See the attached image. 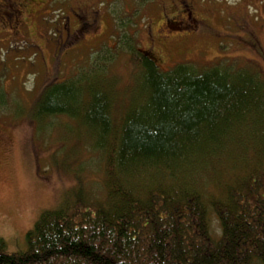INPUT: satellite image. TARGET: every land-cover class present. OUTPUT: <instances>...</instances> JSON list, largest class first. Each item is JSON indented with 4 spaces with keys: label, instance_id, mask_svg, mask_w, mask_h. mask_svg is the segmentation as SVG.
Returning a JSON list of instances; mask_svg holds the SVG:
<instances>
[{
    "label": "trees",
    "instance_id": "16d2710c",
    "mask_svg": "<svg viewBox=\"0 0 264 264\" xmlns=\"http://www.w3.org/2000/svg\"><path fill=\"white\" fill-rule=\"evenodd\" d=\"M123 45L132 69L121 90L106 76L116 55L97 66L91 56L44 89L33 115L80 123L76 137L102 158L103 199L79 190L42 212L24 250L6 253L0 239V264H264L263 73L232 62L161 70Z\"/></svg>",
    "mask_w": 264,
    "mask_h": 264
},
{
    "label": "rangeland",
    "instance_id": "374dc122",
    "mask_svg": "<svg viewBox=\"0 0 264 264\" xmlns=\"http://www.w3.org/2000/svg\"><path fill=\"white\" fill-rule=\"evenodd\" d=\"M4 4L2 10L8 13ZM181 5L189 6L202 26L179 23L162 31L163 15L170 18ZM85 17L95 18L97 28L81 26ZM5 21L0 17V23ZM4 33H0V239L6 253L24 250L25 235L39 215L64 206L77 191L85 193L86 202L104 197L102 158L81 137L86 133L76 137L80 123L64 115L39 122L33 116L44 89L74 76L89 65L91 56L97 66L103 56L116 55L105 66L107 78H117L118 91L130 80L132 69L124 42L153 55L161 70L187 62L200 67L232 62L235 71L247 76L251 66L264 75V0H32L18 37ZM74 33L78 39L73 41ZM248 34L260 52L251 46ZM116 98L113 108L119 107L120 97ZM212 230L219 232L216 222Z\"/></svg>",
    "mask_w": 264,
    "mask_h": 264
},
{
    "label": "flooded vegetation",
    "instance_id": "af4514ba",
    "mask_svg": "<svg viewBox=\"0 0 264 264\" xmlns=\"http://www.w3.org/2000/svg\"><path fill=\"white\" fill-rule=\"evenodd\" d=\"M4 3L8 5V9L10 10L8 13H4L2 10V7H5ZM31 6L32 0H0V17H3L6 20L5 23H0V33L4 35V32H6L11 35V38L17 36L20 33V30L24 27L25 19L29 15ZM169 17L170 18H168V16L166 15H163L161 22L162 31H165L166 27H169L171 25L175 26L179 23H187L188 25L195 27V29L198 26H202L201 21L193 16L189 6L181 5V8L172 13ZM82 24L83 26H86L91 30L93 29V27L97 28V22L95 18L88 19L87 17H85V22L82 21L80 25L82 26ZM78 32H80L79 29L78 31H75V33ZM75 33L73 41L75 39H78V37L75 36ZM246 37L247 39H250L252 41L251 46L260 52L258 44L256 43V41H254L251 35L248 34V36Z\"/></svg>",
    "mask_w": 264,
    "mask_h": 264
}]
</instances>
